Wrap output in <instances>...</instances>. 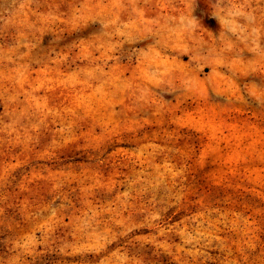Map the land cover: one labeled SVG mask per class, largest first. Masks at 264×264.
I'll return each mask as SVG.
<instances>
[{
	"label": "rangeland",
	"instance_id": "rangeland-1",
	"mask_svg": "<svg viewBox=\"0 0 264 264\" xmlns=\"http://www.w3.org/2000/svg\"><path fill=\"white\" fill-rule=\"evenodd\" d=\"M0 264H264V0H0Z\"/></svg>",
	"mask_w": 264,
	"mask_h": 264
}]
</instances>
